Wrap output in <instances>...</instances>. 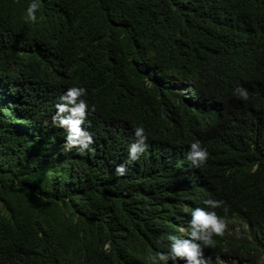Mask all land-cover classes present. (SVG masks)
<instances>
[{
	"label": "trees",
	"instance_id": "obj_1",
	"mask_svg": "<svg viewBox=\"0 0 264 264\" xmlns=\"http://www.w3.org/2000/svg\"><path fill=\"white\" fill-rule=\"evenodd\" d=\"M28 2L0 0V264L152 263L151 229L179 223L135 180L146 163L128 161L136 126L146 150L171 139L207 149L196 205L220 198L219 216L252 228L214 235L210 253L264 254V0H41L35 22ZM179 82L229 102L212 115L174 92ZM73 86L94 107L83 152L65 151L50 120Z\"/></svg>",
	"mask_w": 264,
	"mask_h": 264
},
{
	"label": "clouds",
	"instance_id": "obj_2",
	"mask_svg": "<svg viewBox=\"0 0 264 264\" xmlns=\"http://www.w3.org/2000/svg\"><path fill=\"white\" fill-rule=\"evenodd\" d=\"M41 0H29L25 9L28 22L37 20V9ZM172 90L183 95L187 104H196L197 100L205 104L211 111L222 110L229 102V93L209 92L204 89H194L190 82H179L172 86ZM86 88L73 86L68 88L53 103L51 112V124L53 127L64 128L65 151L77 148L80 152L89 149L94 141V135L81 125L85 124L86 113L93 111L94 107L88 105L85 99ZM240 99H247L246 89L237 86L233 92ZM134 140L127 147L128 161H137L141 154L146 163L140 167L141 171L135 178L142 185H148L149 194L161 193L164 202L168 205L170 214L179 223L176 229L170 228V234L166 235L159 228H152L147 245L151 246L155 255L151 257V264H264V254L252 253L246 257L225 259L220 255H212L208 248L215 246L212 237L222 236L224 230L237 235L248 234L251 226L240 219H233L228 223L224 217L217 214V210L224 206V201L218 199H206L204 205H196L195 197L206 195L204 190L208 188V178L201 175L198 167L204 164L208 158V151L196 140L187 147L185 143L171 139V142H160L161 148L149 149L143 126L133 129ZM192 163L193 165H190ZM167 170V173L163 171ZM125 164L115 167V175L125 174ZM158 182L160 185H156ZM224 212L227 208L224 207ZM233 223L236 229L232 228ZM237 225H243L241 231ZM232 228V230H231ZM110 242L104 244L108 249Z\"/></svg>",
	"mask_w": 264,
	"mask_h": 264
},
{
	"label": "rangeland",
	"instance_id": "obj_3",
	"mask_svg": "<svg viewBox=\"0 0 264 264\" xmlns=\"http://www.w3.org/2000/svg\"><path fill=\"white\" fill-rule=\"evenodd\" d=\"M237 227H238L241 231H244V229H245V227H244L243 225H237ZM232 228L236 229V224H235V223H233V227H232ZM232 228H231V230H232Z\"/></svg>",
	"mask_w": 264,
	"mask_h": 264
}]
</instances>
